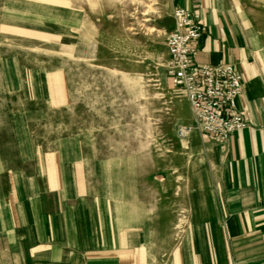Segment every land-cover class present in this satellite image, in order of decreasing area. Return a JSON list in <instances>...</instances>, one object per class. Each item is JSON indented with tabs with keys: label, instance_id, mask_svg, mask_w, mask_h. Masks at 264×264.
<instances>
[{
	"label": "rangeland",
	"instance_id": "obj_1",
	"mask_svg": "<svg viewBox=\"0 0 264 264\" xmlns=\"http://www.w3.org/2000/svg\"><path fill=\"white\" fill-rule=\"evenodd\" d=\"M241 1L264 38V0ZM173 11L172 0H0V155L79 151L118 228L131 216L143 227L155 264L188 223L194 183L219 172L165 70Z\"/></svg>",
	"mask_w": 264,
	"mask_h": 264
},
{
	"label": "crops",
	"instance_id": "obj_2",
	"mask_svg": "<svg viewBox=\"0 0 264 264\" xmlns=\"http://www.w3.org/2000/svg\"><path fill=\"white\" fill-rule=\"evenodd\" d=\"M172 2L197 9L205 27L192 63L241 75L245 126L225 140L204 136L219 172L194 183L188 223L163 264H264V38L241 0ZM98 184L65 145L13 162L0 155V264H155L143 227L131 216L118 228Z\"/></svg>",
	"mask_w": 264,
	"mask_h": 264
},
{
	"label": "built area",
	"instance_id": "obj_3",
	"mask_svg": "<svg viewBox=\"0 0 264 264\" xmlns=\"http://www.w3.org/2000/svg\"><path fill=\"white\" fill-rule=\"evenodd\" d=\"M173 16L175 27L166 40L165 70L174 84L184 90L201 130L216 140H225L245 126L238 111L242 77L230 64L195 66L192 56L205 31L200 13L197 9L177 7ZM189 133L187 126L178 129L179 137Z\"/></svg>",
	"mask_w": 264,
	"mask_h": 264
}]
</instances>
